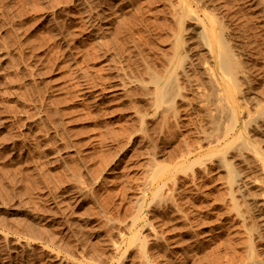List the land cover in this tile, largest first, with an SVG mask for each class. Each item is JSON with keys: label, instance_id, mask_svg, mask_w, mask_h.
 Instances as JSON below:
<instances>
[{"label": "rangeland", "instance_id": "374dc122", "mask_svg": "<svg viewBox=\"0 0 264 264\" xmlns=\"http://www.w3.org/2000/svg\"><path fill=\"white\" fill-rule=\"evenodd\" d=\"M263 194L264 0H0V264H264Z\"/></svg>", "mask_w": 264, "mask_h": 264}, {"label": "bare ground", "instance_id": "6f19581e", "mask_svg": "<svg viewBox=\"0 0 264 264\" xmlns=\"http://www.w3.org/2000/svg\"><path fill=\"white\" fill-rule=\"evenodd\" d=\"M196 21H197V19H196ZM199 23L194 21V25L196 27V29H195V35H196V37H199L200 40H204L206 43L209 44L210 47L209 46H206V47H208L207 50L208 51H212L213 58H214L213 64H211L212 62H210V64H206V61L207 60L205 59L204 60L205 62L204 63L202 62L203 65H201L202 66V69L204 68L205 74L207 73L206 74L207 76L208 75H210L211 77L214 76L218 80V83L224 86L225 85V81L223 79L224 77L223 76H220V73H222L221 72L222 70H225V69L229 68L228 59L226 58V56H228V54L226 56L221 57V59L218 61L217 56H216V53H215V51H216V46H215V41L216 40H215V37H214V34L216 32L215 26L214 25H210V26L205 25V26H203V25H200ZM191 48H193V46H190V49ZM208 54H210V53H208ZM198 63H200V61ZM223 90H226V89H223ZM258 201L259 202H258L257 205H258V209L260 211L258 212L257 215H258V218L260 219V221L264 225V194L262 195V199H260Z\"/></svg>", "mask_w": 264, "mask_h": 264}]
</instances>
